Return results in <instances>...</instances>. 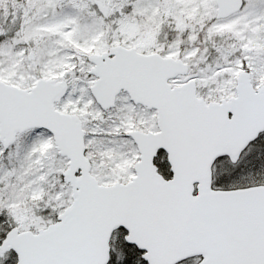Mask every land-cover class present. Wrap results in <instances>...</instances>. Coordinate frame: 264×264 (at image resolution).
I'll return each mask as SVG.
<instances>
[{"label": "snow or ice", "instance_id": "snow-or-ice-1", "mask_svg": "<svg viewBox=\"0 0 264 264\" xmlns=\"http://www.w3.org/2000/svg\"><path fill=\"white\" fill-rule=\"evenodd\" d=\"M0 264H264V0H0Z\"/></svg>", "mask_w": 264, "mask_h": 264}]
</instances>
